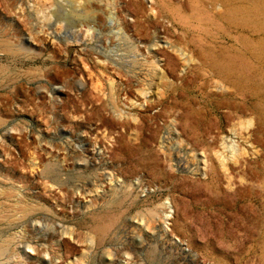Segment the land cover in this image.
Segmentation results:
<instances>
[{"label": "rangeland", "instance_id": "obj_1", "mask_svg": "<svg viewBox=\"0 0 264 264\" xmlns=\"http://www.w3.org/2000/svg\"><path fill=\"white\" fill-rule=\"evenodd\" d=\"M0 228V264H264V0H0Z\"/></svg>", "mask_w": 264, "mask_h": 264}, {"label": "bare ground", "instance_id": "obj_2", "mask_svg": "<svg viewBox=\"0 0 264 264\" xmlns=\"http://www.w3.org/2000/svg\"><path fill=\"white\" fill-rule=\"evenodd\" d=\"M85 2V1H84ZM80 5V4H79ZM83 5V4H82ZM142 6V5H141ZM82 7V6H81ZM90 22V21H89ZM109 23V22H108ZM110 25H112L113 24V21H111L110 23H109ZM114 25V24H113ZM112 25V26H113ZM74 34V33H73ZM78 40V39H77ZM183 138V137H182ZM173 151V150H172ZM174 154V153H173ZM99 155V154H98ZM148 155V154H147ZM123 156V155H122ZM143 157V156H142ZM186 159V158H185ZM98 163V162H97ZM174 163V162H173ZM94 165V164H93ZM97 165V164H96ZM186 167V166H185ZM187 168V167H186ZM156 169V168H155ZM211 182V181H210ZM3 188V187H2ZM5 192V191H4ZM7 193H6V196H7V198L9 199V198H11V197H13V192H12V190H10L9 189V191L7 190L6 191ZM15 196V195H14ZM15 198V197H14ZM145 199V198H144ZM165 206H166V208H169V209H171V211H170V213L172 214L175 210H174V206H173V204L170 202V201H166V203H165ZM171 214H166V215H164V219H167V218H170L171 217ZM8 219H6V221L7 222H11V223H9L8 225L11 227V225L13 226L14 225V216L13 215H10V216H8L7 217ZM38 219V218H37ZM158 219V218H157ZM6 225V224H5ZM159 225V224H158ZM9 226H7V228L9 227ZM157 226V225H156ZM164 226V225H163ZM5 227V226H4ZM7 228H5V229H7ZM12 228V227H11ZM55 228V227H54ZM60 228V227H59ZM154 228V227H153ZM157 228V227H156ZM1 229V228H0ZM16 229V228H15ZM159 229V228H158ZM55 230V229H54ZM2 231V230H1ZM34 232V231H33ZM52 232H54V231H52ZM8 233V232H7ZM5 234V233H4ZM50 234V233H49ZM64 234V233H63ZM151 234H153V233H151ZM2 235V234H1ZM0 235V236H1ZM13 235V234H12ZM94 235V234H93ZM146 236H149V234L148 235H146ZM154 236V235H153ZM152 236V237H153ZM169 236H170V234H169ZM157 237V236H156ZM4 238H5V235H4ZM16 238V237H15ZM50 238V237H49ZM172 238V237H171ZM3 239V238H2ZM17 239V238H16ZM26 239V238H25ZM24 239V241L26 242V240ZM32 239V238H31ZM22 240V239H21ZM152 240V239H151ZM154 240H156L155 238H154ZM153 240V241H154ZM170 240V239H169ZM12 241H14V240H12V238L11 239H8V240H5L3 243H1L0 244V258H2V257H5L7 254H11L12 253V250H13V247H14V244H13V247H12ZM172 241V240H171ZM1 242V241H0ZM16 242H19V241H16ZM168 242V241H167ZM178 242V241H177ZM92 243V242H91ZM17 244V243H16ZM15 244V245H16ZM20 244H22V242L20 243ZM171 244V243H170ZM174 244H176V243H174ZM178 245L180 246V247H184V244L183 243H178ZM27 247H28V245H27ZM26 249V248H25ZM189 249V248H188ZM188 249H186L187 251H189ZM20 250H21V247H20ZM14 252V251H13ZM24 252V251H23ZM141 253V252H140ZM90 256V255H89ZM126 256V255H125ZM128 257V256H127ZM7 258V257H6ZM11 259V258H10ZM129 259H130V257H129ZM7 260V259H6ZM9 260V259H8ZM7 260V261H8ZM10 261V260H9ZM2 262V261H1ZM51 262V261H50ZM10 263H12V262H10ZM30 263V262H29ZM52 263V262H51ZM8 264V263H7ZM33 264V263H32ZM54 264V263H53Z\"/></svg>", "mask_w": 264, "mask_h": 264}]
</instances>
